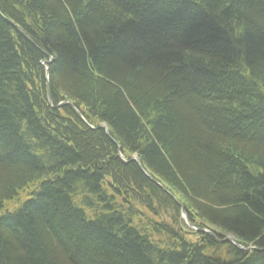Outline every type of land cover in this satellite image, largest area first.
Instances as JSON below:
<instances>
[{
  "label": "trees",
  "instance_id": "1",
  "mask_svg": "<svg viewBox=\"0 0 264 264\" xmlns=\"http://www.w3.org/2000/svg\"><path fill=\"white\" fill-rule=\"evenodd\" d=\"M0 264H264V0H0Z\"/></svg>",
  "mask_w": 264,
  "mask_h": 264
},
{
  "label": "rangeland",
  "instance_id": "2",
  "mask_svg": "<svg viewBox=\"0 0 264 264\" xmlns=\"http://www.w3.org/2000/svg\"><path fill=\"white\" fill-rule=\"evenodd\" d=\"M227 238L231 239V238H232V236H230V235H227Z\"/></svg>",
  "mask_w": 264,
  "mask_h": 264
},
{
  "label": "water",
  "instance_id": "3",
  "mask_svg": "<svg viewBox=\"0 0 264 264\" xmlns=\"http://www.w3.org/2000/svg\"><path fill=\"white\" fill-rule=\"evenodd\" d=\"M134 160V159H133ZM184 212V211H183ZM185 214V213H184ZM227 240L231 241V239L227 238Z\"/></svg>",
  "mask_w": 264,
  "mask_h": 264
}]
</instances>
